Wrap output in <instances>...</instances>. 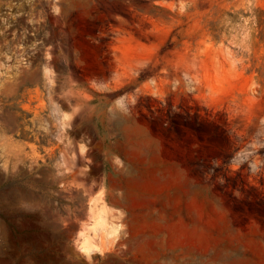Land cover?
<instances>
[{
	"label": "rangeland",
	"instance_id": "obj_1",
	"mask_svg": "<svg viewBox=\"0 0 264 264\" xmlns=\"http://www.w3.org/2000/svg\"><path fill=\"white\" fill-rule=\"evenodd\" d=\"M262 21L0 0V264H264Z\"/></svg>",
	"mask_w": 264,
	"mask_h": 264
},
{
	"label": "bare ground",
	"instance_id": "obj_2",
	"mask_svg": "<svg viewBox=\"0 0 264 264\" xmlns=\"http://www.w3.org/2000/svg\"><path fill=\"white\" fill-rule=\"evenodd\" d=\"M86 243H87L86 240H84V244H86ZM84 249L87 250L88 247L85 245Z\"/></svg>",
	"mask_w": 264,
	"mask_h": 264
},
{
	"label": "trees",
	"instance_id": "obj_3",
	"mask_svg": "<svg viewBox=\"0 0 264 264\" xmlns=\"http://www.w3.org/2000/svg\"><path fill=\"white\" fill-rule=\"evenodd\" d=\"M262 23H264V21H262Z\"/></svg>",
	"mask_w": 264,
	"mask_h": 264
}]
</instances>
